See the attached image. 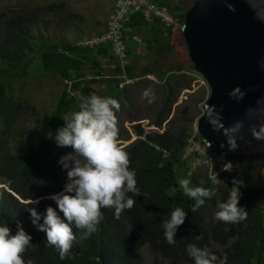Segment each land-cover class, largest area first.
<instances>
[{
	"label": "trees",
	"instance_id": "trees-1",
	"mask_svg": "<svg viewBox=\"0 0 264 264\" xmlns=\"http://www.w3.org/2000/svg\"><path fill=\"white\" fill-rule=\"evenodd\" d=\"M151 1L170 11L181 27L186 13L197 2ZM48 16L57 17L58 24L61 22L65 27L74 15L63 2L0 13V226L8 225L14 233L20 224L32 236V246L23 254L25 264L28 260L33 264H144L143 250L166 264H193L186 252L189 243L207 248L218 258L226 256V264H264L263 186H254L246 174L247 186L240 188L239 206L247 209V218L234 224L213 218L218 211L217 203L230 195L232 179L238 180L234 173L218 174L222 163L249 156L217 158L213 174L205 168L192 170L183 158L195 136L193 127L202 115L200 107L208 100L209 91L205 87L198 89L190 96L195 101L191 105L185 103L182 116H175L167 130L160 131L171 115V107L182 93L193 90L196 79L193 70L187 72L184 67H178L167 71L157 65L174 50L175 31L160 22L148 21L141 14L131 16L124 27L128 58L141 59L145 55L151 59L152 65L145 68V76H155L161 81L164 95L160 115L150 123L158 130L147 132L141 124L136 125L138 140L124 148L129 155V169L135 172L137 181L138 193H128L135 203L118 219L114 209L102 208L103 219L87 238H81L82 230L73 227L76 240L63 260L55 247L46 244V234L37 230L27 210L36 207L43 223L46 208L56 207L47 197L63 190L67 172L59 160L72 152L70 147H58L54 138H47V133L51 131L54 137L58 127L64 124L62 118L79 110L80 97L85 96L84 89L88 86L104 84L105 89L109 88V97L127 100L126 90L120 88L123 69L112 44L90 47L81 38L76 42H60L37 36V27L46 25ZM105 28L95 35L101 36ZM137 37L141 42L135 41ZM103 60L115 61L111 77L105 75ZM125 72L131 79L135 78L133 66H125ZM43 76L58 80L63 87L37 131L40 138L33 141L30 136L35 131L21 124L36 112L24 88L32 77ZM216 174L222 182L228 177L227 185L213 184L211 178ZM184 179L190 181L191 187L215 191L195 213L191 211L195 201L180 187ZM173 190L176 191L171 193ZM38 198L40 203L32 205L31 201ZM175 207H181L187 216L177 228L175 245H169L163 235V221L169 219ZM196 236L201 238L197 240Z\"/></svg>",
	"mask_w": 264,
	"mask_h": 264
},
{
	"label": "clouds",
	"instance_id": "clouds-1",
	"mask_svg": "<svg viewBox=\"0 0 264 264\" xmlns=\"http://www.w3.org/2000/svg\"><path fill=\"white\" fill-rule=\"evenodd\" d=\"M144 95L148 96V92ZM80 101L78 111L62 118L64 124L58 127L54 137L51 131L47 133V138H54L58 147L72 149L59 160L67 172L63 190L47 197L54 201L56 207L46 208L43 223H40L41 214L36 207L27 210L37 230L46 234V244L57 249L61 260L69 256L76 240L73 227L82 230L81 238H87L103 219L102 208L114 209V216L118 219L125 209H130L135 203L128 193H138L135 172L129 169V155L118 139V101L94 93L81 96ZM239 127V123L225 127L221 121L219 127L213 126V130L222 132L229 151H232L238 147L236 133ZM260 132H264V127ZM260 132L254 130V138L264 139ZM232 170L231 161L223 164L222 171ZM211 179L213 184L222 182L218 174ZM232 185L228 198L216 205L218 211L215 212V219L226 224L243 221L248 215L247 209L239 206L243 180L233 178ZM180 187L186 196L195 201L191 208L193 213L204 205L206 199L215 195L213 189L191 187L187 179L180 181ZM31 203L38 205L40 199ZM186 216L187 212L181 207H175L169 219L163 221V235L169 245H175L177 228L184 224ZM200 238L195 237L197 240ZM31 246L32 236L20 224H17L14 233L8 225L0 226V264H25L23 254ZM186 252L193 264H226L227 260L226 256L218 258L207 248L197 247L193 243L187 245ZM27 264L33 262L28 260Z\"/></svg>",
	"mask_w": 264,
	"mask_h": 264
},
{
	"label": "water",
	"instance_id": "water-1",
	"mask_svg": "<svg viewBox=\"0 0 264 264\" xmlns=\"http://www.w3.org/2000/svg\"><path fill=\"white\" fill-rule=\"evenodd\" d=\"M183 37L209 89L198 136L216 158L264 154V139L253 136L264 127V0H197L186 13ZM221 121L240 125L235 150L213 130Z\"/></svg>",
	"mask_w": 264,
	"mask_h": 264
},
{
	"label": "rangeland",
	"instance_id": "rangeland-1",
	"mask_svg": "<svg viewBox=\"0 0 264 264\" xmlns=\"http://www.w3.org/2000/svg\"><path fill=\"white\" fill-rule=\"evenodd\" d=\"M52 2H63L67 8V11L74 16L69 21L68 25H64L60 22L58 24V18L48 16L46 25L38 26L36 29V35L44 39H50L60 42H76L78 38H81V42H85L87 39L95 35L98 30H102L107 26V21L112 14L113 0H0V13L7 11H16L20 8H43L45 5ZM45 9V8H44ZM47 12V11H46ZM80 18V20H79ZM174 50L167 53L157 65L164 70H174L178 67H184L188 72L193 70V77L196 79L193 83V90H188L182 93L178 102L171 107V115L164 123V132L168 128V124L174 119V117L182 116L184 112L183 107L186 106V102H190L191 105L195 100L193 99L194 93L201 87H205L208 91V87L204 79L195 73L194 66L190 60L187 44L183 37V32L178 29L175 32V38L173 40ZM151 59L148 57L139 60L136 64V70L141 71L144 65H152ZM109 69V74H111ZM155 77H141L135 83H129L123 85V89L126 90L127 100L118 101L120 108L116 112L118 118V139L121 146L124 148L131 145L138 140V136L135 133V126L141 124V126L148 131H157L154 126H150V123L160 115L161 107L163 104L164 90L161 85L155 83ZM63 87V83L58 80H54L48 77H32L27 82L24 88V94L31 98L33 105L36 108V112L33 118L21 121L22 125H25L28 130L35 131L30 136V139L37 141L40 138L39 132H37L43 125L46 115L54 105L56 96ZM121 88V87H120ZM148 92V96L144 93ZM96 94L102 97H109L108 89H105L102 84L94 86H88L84 89L85 96ZM209 97V95H208ZM208 99V98H207ZM207 101V100H206ZM205 104V103H204ZM203 104V105H204ZM201 108V116H203V106ZM196 120L193 127L196 134L197 122ZM130 119H133L131 122ZM168 122V123H167ZM172 129V128H171ZM194 138V136H193ZM199 171V170H198ZM225 174V173H224ZM228 177L223 178V185H227L229 182ZM173 190L171 193H174ZM215 218V217H213ZM144 264H166L164 261L157 260L152 257L147 250L142 251Z\"/></svg>",
	"mask_w": 264,
	"mask_h": 264
},
{
	"label": "built area",
	"instance_id": "built-area-1",
	"mask_svg": "<svg viewBox=\"0 0 264 264\" xmlns=\"http://www.w3.org/2000/svg\"><path fill=\"white\" fill-rule=\"evenodd\" d=\"M135 14L143 15L148 21L160 22L167 28L173 29L175 32L178 29H181L183 32L184 26L181 27L178 25L179 23L172 13L167 9L161 8L151 0H115L113 12L108 19L105 32L101 36L91 37L86 40L84 44L95 47L111 43L115 57L123 65H126L129 60L123 32L126 22ZM120 87L123 88V84H120ZM196 135H198L197 132L194 138H192L190 145L187 147L183 158L192 170L205 168L213 174L217 165V158L210 152L207 144L204 143L199 136L197 138ZM228 161L230 160L226 159L222 163V166ZM231 162L233 164L232 171H222L221 167L218 174L234 173L238 180H243V189L247 186L246 174H249L254 182V186L264 187L263 154L249 156Z\"/></svg>",
	"mask_w": 264,
	"mask_h": 264
},
{
	"label": "crops",
	"instance_id": "crops-1",
	"mask_svg": "<svg viewBox=\"0 0 264 264\" xmlns=\"http://www.w3.org/2000/svg\"><path fill=\"white\" fill-rule=\"evenodd\" d=\"M114 2H113V8H114V3H115V0H113ZM111 12H113V10L111 11ZM108 22V21H107ZM105 30H106V28H105ZM94 36H97V35H94ZM93 37V36H92ZM90 39V38H89ZM88 40V39H87ZM135 41L136 42H141V38H139V37H137V38H135ZM125 44H127V42L125 41ZM139 51H141V49H139ZM145 57H147V56H143L141 59H135V60H132L131 58H130V60H129V58H128V62H127V64L126 65H123L119 60H118V63L121 65V67H122V69H123V71H122V74H121V76H120V78H121V81H120V84H123V85H125V84H129V83H135V81H137L138 79H140L141 77H150L151 78V76H145V68L146 67H148L149 65H144L143 66V68H142V70L141 71H138V70H136V64L138 63V61L139 60H142L143 58H145ZM151 61V60H150ZM115 61H113V60H103V64H105V66H106V76H108V77H111L112 75H110L109 74V69H111L112 71H111V74H113L114 73V68H115V63H114ZM127 65H131V67L133 66V69H134V72H133V76L135 77L134 79H131L129 76H127V74H126V72H125V66H127ZM153 77H155V76H153ZM119 78V77H118ZM126 80H125V79ZM155 79V83H157L158 85H161L162 84V82L161 81H159L156 77L154 78ZM127 81V82H126ZM103 86H104V88H105V85L104 84H102ZM161 88H162V86H161ZM106 89H108L109 90V88H106ZM163 89V88H162ZM108 93H109V91H108ZM133 121V120H132Z\"/></svg>",
	"mask_w": 264,
	"mask_h": 264
}]
</instances>
